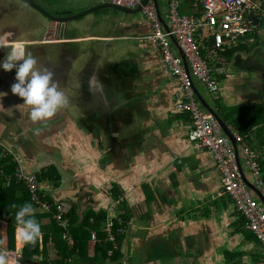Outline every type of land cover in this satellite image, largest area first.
<instances>
[{
	"label": "crops",
	"instance_id": "obj_1",
	"mask_svg": "<svg viewBox=\"0 0 264 264\" xmlns=\"http://www.w3.org/2000/svg\"><path fill=\"white\" fill-rule=\"evenodd\" d=\"M184 2L181 10L184 7L191 8L188 2L186 5ZM164 6L165 0L162 10ZM183 12L188 13L185 10ZM139 14L136 15L140 16L138 19L113 24L112 31L118 28L122 31L120 34H92L83 37H93L100 41L106 39L105 43L110 44L112 40L122 39L121 37L146 34L149 32L148 23ZM258 37L256 44L250 49H233L220 54L225 60L219 63L224 68L220 81L225 77L231 78L229 92H220L219 89L214 97L206 91L202 93L195 85L198 95L220 115L228 130L238 131L234 124L224 118L219 107L238 105L243 110L249 105L264 103L262 82L254 79L252 73L242 72L245 64L242 58L264 52V37L261 32ZM142 46L151 48L147 44ZM151 49L145 53L137 52L136 57L127 56L118 62H111L116 63L117 68L113 72L111 69L106 71L109 72L107 86L113 94L109 102L115 104V111L112 108L110 114H107L103 105H98L100 107L96 108L91 117L87 114L89 108H82L79 112L82 126L86 125L94 131L96 128L103 129L105 136L112 140V144L114 142L110 156L112 160L107 162L108 167L103 168L100 164L103 153L101 133L96 131L95 135V132L84 130L80 125L77 126V134L74 133L78 137L75 144L77 149L68 155L70 170L66 167L67 173L58 167L55 160L54 162L53 159L38 154L34 157L36 162L33 170L52 163L60 174V186L68 183L67 176L78 174L73 176L79 182L78 188L74 189L77 191L70 194L69 199L61 200L75 207L78 222L90 208L94 211L104 210L106 216H115V210L123 208L116 200L111 201L108 191L112 184L123 190L122 202L131 209L134 216L131 231L137 229V232L132 233L136 244L134 242L135 246L132 245L131 248L143 256V260L137 264H261L260 246L237 223L239 217L228 195L222 192L211 156L206 150L194 148L188 139V114L178 111L174 106L179 96L175 88L176 80L161 65L157 47L154 45ZM226 52L230 55H224ZM201 54L207 58L206 49ZM228 98L233 100L232 104L228 103ZM98 109L103 113L97 115L100 112ZM250 112H243V116L250 117ZM234 114L235 110L231 115L232 119ZM262 125H253L246 130L256 144L259 142L256 129ZM49 133L48 130L46 137H42V143L52 141ZM261 136L264 141V130ZM121 159L124 161L121 165H113V160ZM80 206H85L81 218ZM33 210V213L40 215L44 213L37 208ZM39 220L40 225H48L46 217L42 216ZM23 245L14 234L15 249L4 252L10 260L18 259ZM18 246L22 247L21 253L16 252ZM158 247L165 251L162 256H157L159 254L156 252L149 253ZM123 248L121 250L126 251L125 241ZM45 251L48 260L56 258L54 245L49 240L45 244ZM86 253L92 255L90 241ZM38 258L41 259L42 256L39 255ZM19 264L36 263L26 261Z\"/></svg>",
	"mask_w": 264,
	"mask_h": 264
},
{
	"label": "built area",
	"instance_id": "obj_2",
	"mask_svg": "<svg viewBox=\"0 0 264 264\" xmlns=\"http://www.w3.org/2000/svg\"><path fill=\"white\" fill-rule=\"evenodd\" d=\"M106 1L134 8L141 0ZM183 2L184 0H165L163 10L158 4L159 16L154 1L147 0L141 5L140 13L148 23L149 32L140 37L157 47L161 65L176 80L175 88L179 96L174 106L189 116L188 139L194 148L209 152L219 175L222 192L228 195L234 210L245 220L244 229L251 232L259 242L261 261L264 264V178L258 164V160L264 157V146L259 150L255 149L249 143V132L243 135L229 129L235 142L233 146L215 116L201 105L193 90V86L196 89L195 85L199 83L208 94L214 95L219 91V76L224 73V68L219 63L225 61L220 54L227 50L251 48L256 43L260 30L248 15L263 13L264 0H193L188 13L181 10ZM208 41L210 46L206 44ZM205 49L207 58L201 54ZM6 155L11 156L16 166L11 175H4L5 184H9L14 176L27 187L30 200L37 206V210L49 211L51 205L42 199L43 194L40 192L42 189L52 191L50 184L38 181L37 170L27 171L14 148L0 140V158ZM236 155L243 175L255 190L249 188L243 180ZM118 201L119 198L116 199ZM53 208L52 218L62 227L61 235L66 244L72 246L68 216L70 205L61 200L54 201ZM112 217H107L102 230L106 235L105 240L112 242L115 248V237L124 236L125 228L117 227L114 231ZM96 243L98 239L92 230V251ZM110 253L111 250H108V254Z\"/></svg>",
	"mask_w": 264,
	"mask_h": 264
},
{
	"label": "water",
	"instance_id": "obj_3",
	"mask_svg": "<svg viewBox=\"0 0 264 264\" xmlns=\"http://www.w3.org/2000/svg\"><path fill=\"white\" fill-rule=\"evenodd\" d=\"M25 5L32 6L38 13H32L31 15H27L25 17H22L23 13L19 11V15L22 17V20H24L20 25V30L17 29L18 34H16L18 37L17 39L10 40V42L19 41L24 44L25 51L30 52V49L32 50V47H35L34 49H37V52H32V55L35 56L39 62V67L46 68L49 66L50 68H54L59 73L58 75H54V80L57 82L58 88L63 91V93L66 96V100L68 103V106L65 104L64 106L57 109L55 113L52 114V116L44 118L43 120L38 121H31L28 118L27 110L21 111L18 107V103L20 102V98L16 97L15 95L11 94L9 91V86L13 82V72H3L0 70V91L7 93V95L0 97V125L2 126V129L0 128V140L6 143L9 146H12L17 153L18 157L21 159L22 164L24 165L25 169L27 171H34V165L36 162V159L34 158L36 154L41 155L42 157H47L53 159L55 163L58 164V167L63 171L66 172V167L68 168V155L70 153H73L77 146V136L74 135L77 134V126H80L82 120H79V112L80 110L76 108L78 106V103H76V99L71 100L67 99L69 95H75L76 92L79 89V87H82V84L85 82L88 83L89 87L91 85L90 78L87 80L84 79V76H81V72L77 73L75 71L71 72L70 68L72 67L70 64L72 61L73 51H70V56L64 55V45L68 44H78V43H84V42H90L91 40L94 41L95 38L93 37H87L84 38L83 36H76V37H65L63 33L60 32V28L62 27V22L69 21L71 19L79 18L83 15H86L94 10L101 9V8H112L116 9L120 12L125 13L126 15H138L141 10V5H143L147 0H141L140 4L134 8L127 7L123 5H117L115 3H112L110 1H102L100 3H95L91 7L77 12L71 16H54L51 13H49L47 10L42 8L40 5L36 4L33 0H22ZM156 7L158 15L160 16V12L158 9V3L157 0H153ZM27 11L24 10V14ZM10 15V14H8ZM30 17H32L30 19ZM40 17H43L45 21L40 20ZM248 18L252 21L253 24L258 25L261 36L264 37V13L262 14H249ZM161 19V17H160ZM162 20V19H161ZM1 23V21H0ZM10 23V22H8ZM7 23V24H8ZM163 27L165 28L164 23L162 22ZM4 26H6V23L3 22V26H0V33L3 31ZM137 35V34H135ZM143 35V34H141ZM130 36V35H129ZM83 37V38H82ZM125 37H121L126 38ZM134 39L138 40L142 44H147L149 47L153 48V43L144 40L139 35L134 37ZM106 41V39H104ZM3 52L5 50H0V58L3 57ZM76 54H79L78 50H75ZM73 63V62H72ZM185 69L187 70L186 63L184 61ZM90 81V83H89ZM86 85V84H85ZM91 89V86H90ZM193 90L199 99L202 106L209 111L215 118L217 119L223 133L228 137L231 144L235 146L234 139L228 130V127L225 124V121L220 117V115L211 107L208 105L204 99L198 95L195 87L193 86ZM73 106V108L76 109V111H73L75 115L69 112V106ZM80 105V104H79ZM80 107V106H78ZM79 110V111H78ZM18 119H20V123H18ZM69 126H72L69 128ZM76 128H75V127ZM82 126V125H81ZM82 129H86L90 132L99 131L101 133V146H102V156L100 160L101 167L104 168V166H107V162L111 161L112 158L111 152H113L114 148V142L112 144V140L107 138V135L105 136V131L103 129H89L86 127V125L82 126ZM85 127V128H84ZM50 131L51 135V142L50 143H42V137L45 138L48 134V130ZM72 130V131H71ZM103 134V135H102ZM94 135V137H95ZM102 136L104 137L102 141ZM35 141V142H34ZM35 145H33V144ZM65 146V150L63 147ZM32 150V152H31ZM34 150V152H33ZM209 154V152H208ZM210 155V154H209ZM103 157V159H102ZM121 160H113V165H121ZM236 162L239 167V171L243 177V180L247 184V186L251 189L255 188L251 185V183L248 181V179L243 175L242 169L240 167L238 156L236 155ZM111 164V162H110ZM70 170V169H69ZM71 173H73L71 171ZM78 175V174H75ZM74 174L67 176L68 183L59 186L58 188L53 189L50 192L51 197L54 199V201H60L69 199L70 194L73 192H76L77 190H74L76 187L78 188V183ZM70 178H72L70 180ZM112 186L110 185V189L108 191V194L111 198V201L116 200L114 198V195L112 193ZM73 187V188H72ZM79 191V190H78ZM122 193L118 197L119 204H123V208H126L127 215H128V221L127 226L125 228V233L123 236V240L127 242V249L131 248L130 241L132 240V233L137 232L134 230L131 231V223H132V216L133 213L131 212V209L128 208L122 201V195L123 190H121ZM257 192V191H256ZM258 193V192H257ZM117 198V199H118ZM76 201V199H75ZM77 204L79 203L78 200L76 201ZM94 208V207H93ZM85 206H80L79 209V216L83 215ZM97 210V209H96ZM98 211V210H97ZM115 217L119 216V210H115ZM139 218V217H138ZM142 229H138L140 231ZM22 247L18 246L16 247V252L21 253ZM131 252V251H130Z\"/></svg>",
	"mask_w": 264,
	"mask_h": 264
},
{
	"label": "trees",
	"instance_id": "obj_4",
	"mask_svg": "<svg viewBox=\"0 0 264 264\" xmlns=\"http://www.w3.org/2000/svg\"><path fill=\"white\" fill-rule=\"evenodd\" d=\"M193 0H186L188 5L192 7ZM189 9H191L189 7ZM187 7L182 8V10L189 12ZM207 46H210V41H208ZM205 53V50L202 51ZM228 52L224 53V55ZM224 118L228 119L229 123L234 124L241 134H245L247 129L253 125H258L262 123V127L256 129V135L259 138L258 144L254 143L249 139L250 145L255 149H261L264 146V141L262 140L261 133L264 130V103L263 104H254L249 105L242 110V107L233 106V107H219ZM235 110L234 118L232 119L231 115ZM250 112V117L247 115L245 118L243 114ZM244 112V113H243ZM244 117V118H243ZM249 117V118H248ZM247 127V128H246ZM258 164L261 167L264 178V157L258 160ZM16 163L11 159L10 155H6L3 158H0V251L5 250H14V228H15V212L19 209L21 205L25 202L30 203L33 209H36L37 206L30 200L29 192L27 187L22 182H19L13 176L9 184H5L4 175H11L14 171ZM36 177L38 181H44L50 184L52 190L60 186V174L52 163L47 164L46 166L40 168L36 171ZM114 195V198L117 199L122 191L116 185L111 189ZM51 191L41 190L40 194L42 199L48 201L51 205L49 211L44 212L42 215L39 213H33L35 220L39 223L40 217L44 216L48 219V225H40V230H42L41 240L39 238L32 244H24L21 257L18 258L20 263L24 262H35L36 264H118L119 261H127V263L137 264L143 260L142 254L140 255L137 251L133 249H128V251H122L121 248L124 245L123 236L116 235L115 242L116 247L113 248V244L110 241L105 240V232L102 230L104 222L107 217L104 210L94 211L89 209L78 222L77 213L74 206L70 205L68 216H69V234L73 239V245L68 246L64 239L62 238L63 229L52 218V212L54 211L53 203L54 199L50 195ZM15 205V207H13ZM123 208V204H119ZM118 209V208H117ZM126 208L119 210V216H113L114 226L113 230L117 227L126 228L128 221V213ZM238 215V214H237ZM239 219L237 223L243 228L244 231L250 233L251 236L257 241L255 236L244 229L245 220L243 217L238 215ZM120 220V222L118 221ZM42 227H44L42 229ZM94 230L98 243L94 245L92 255L86 253L88 242L90 241V233ZM51 241L54 245L56 258L48 260L47 254L45 251V244L47 241ZM258 242V241H257ZM40 244L42 246L40 247ZM259 244V242H258ZM260 246V244H259ZM108 250H111V253L108 254ZM131 251V252H130ZM159 254L157 256H162L164 250L162 248H155L150 250L149 253ZM37 255V257H34ZM41 255L42 258L39 259L38 256ZM145 255V254H144ZM146 256V255H145ZM235 262H230L228 264H233ZM121 264V263H120ZM261 264L262 261H261Z\"/></svg>",
	"mask_w": 264,
	"mask_h": 264
},
{
	"label": "rangeland",
	"instance_id": "obj_5",
	"mask_svg": "<svg viewBox=\"0 0 264 264\" xmlns=\"http://www.w3.org/2000/svg\"><path fill=\"white\" fill-rule=\"evenodd\" d=\"M6 1L18 3V0H6ZM37 1L45 2L46 0H37ZM102 1H104V0H47L46 2L48 5L45 6V8H46V10L50 11L49 10L50 5H52V8L56 7V6L65 7V8H68L73 14H75L77 12L83 11V10L91 7L95 3H100ZM157 1H158V4L160 5V7H162L164 5V0H157ZM2 4L6 5L7 3L5 2ZM15 8H16V11L11 14L12 17L9 16L8 14H3L1 16L0 26H3V22H10L11 19H13L15 22L16 29H18V30L21 29L20 25L24 21V20H22V17H25L27 15H31L32 12L30 11L29 8H26L24 6H23V9H22V7L19 8L18 6H15ZM20 10L23 13L22 17L20 15L18 16V13ZM24 10L27 11L25 14H24ZM13 15L18 17V18L15 19V17ZM139 15H142V14L140 13ZM138 17H140V16L136 17V15H126L125 13L120 12L116 9H112V8L97 9V10H94V11H92L86 15H83L79 18L68 21L66 23V32L64 33V36L76 37V36H84V35H92V34H96V35L97 34L117 35V34L122 33V31L119 30L118 28L116 29V31H112V26L114 23H117V22L123 21V20L128 21L130 19H138ZM31 18L32 17H30V19ZM40 20L45 21V19L43 17H40ZM64 47L68 48V49L70 48V50L73 51L74 54L72 56V61L70 63V64H72L70 71L71 72L75 71L77 73H80L84 67L86 68V65L89 63V61L93 60L95 57H99V59H100V60L96 61L101 65V66H99V68L101 69V70L99 69V72L104 73L103 68L105 66V63L112 62V61L118 62L121 59L126 58L127 56L136 57L137 52L145 53L146 50H152L151 48L148 49V48L142 46L141 42L134 39V36H127L126 38L119 39V40L115 39V40H112L110 44H106L105 41H100V40L92 41L91 40L90 42L64 45ZM247 49H249V48H247ZM75 50H78L79 54H76ZM233 54H235V52L232 53V56H233ZM92 64H93V62H90L88 65L92 66ZM143 69H144V67H143ZM228 73H229V70H228ZM220 77H221V75L219 76V80H220ZM230 84H232L231 78H227V77L223 78L220 81V92H224V93L229 92ZM221 85H223L224 87L222 88ZM196 86L199 87V89L202 93H204L205 88L202 85H200L199 83H196ZM229 100H230V102H228V103L232 104L233 100L228 98L227 101H229ZM66 105L68 106V103ZM78 106H80V107H78ZM78 106H76V108H78L79 110L84 108L79 104H78ZM69 108H70L69 112L72 113L73 115H75L73 113V111H76V109L73 108L72 105L69 106ZM18 123H20V119H18ZM0 128L2 129L1 125H0ZM103 139H104V137L102 136V141H103ZM63 149L65 150V146L63 147ZM45 161H46V159H45ZM18 242H19V240H18ZM134 242H135V240L132 239L130 241L131 245H134ZM135 244H136V242H135ZM122 249H124V248L122 247ZM133 250H134V248H133ZM127 262H128V260L127 261L126 260L125 261H119L118 264H120V263L121 264H131V263H127Z\"/></svg>",
	"mask_w": 264,
	"mask_h": 264
},
{
	"label": "clouds",
	"instance_id": "obj_6",
	"mask_svg": "<svg viewBox=\"0 0 264 264\" xmlns=\"http://www.w3.org/2000/svg\"><path fill=\"white\" fill-rule=\"evenodd\" d=\"M8 35H0V50H5V55L0 58V70L13 72L10 93L20 98L18 107L22 112L27 110L31 121L52 116L67 103L65 94L53 79V72L39 67L37 58L25 51L24 44L19 41L10 42ZM5 95L7 93L0 91V97ZM33 211L32 205L25 202L15 212L14 234L21 245L35 243L41 235L40 225L35 220ZM0 264H19V260H10L6 252L0 251Z\"/></svg>",
	"mask_w": 264,
	"mask_h": 264
},
{
	"label": "flooded vegetation",
	"instance_id": "obj_7",
	"mask_svg": "<svg viewBox=\"0 0 264 264\" xmlns=\"http://www.w3.org/2000/svg\"><path fill=\"white\" fill-rule=\"evenodd\" d=\"M33 1L36 2V4L40 5L42 8H44L46 10L45 6L48 5L46 3L47 0L45 2H39L37 0H33ZM5 2L7 3L6 5L2 4ZM15 6H18L19 8L22 7V9L24 6L26 8H29L32 13H38V11H36V9H34L32 6L25 5L22 0H18V3L6 1V0H0V18L3 14H10L9 16L12 17L11 14L16 11ZM49 10L50 11H48V10L47 11L54 16H59V17L66 16L67 17V16L73 15V13L71 11H69V9H66L65 7L56 6V7L52 8V5H50ZM18 16H19V13H18ZM14 17H15V19L18 18L16 16H14ZM71 20H74V18ZM71 20H69V21H71ZM67 22L68 21L62 22L63 25L60 28V32L63 34L66 32V23ZM5 23H6V26H4L3 31H1L0 35H3L5 33L9 34L8 35L9 41L17 39L18 36L16 34H18V32H17V29L15 27L14 20L11 19L10 23H8V22H5ZM63 47L64 46H62V48ZM34 48L35 47H32V50L30 49V53L37 52L38 48H36V49H34ZM69 50H70V48L64 49V55L65 56H70ZM4 55H5V52H3V56ZM253 56L247 55V57L242 58V61H245L244 62L245 64L243 66L244 71H242V72L244 74L252 73L254 79H258L259 81L262 82L261 88L264 89V52H262L259 55L256 54ZM97 60H100L99 57H95L93 60H90L89 63L93 62L92 66L88 65L89 64L88 63L86 65V68L83 69L80 73L81 76H84L85 80L90 78L91 83H90V81H89V83L91 85H89V87L85 88L86 86H88V83L84 81V83L82 84V87H79V89L77 90L76 96L73 94V95H69L67 97V99H71V100L76 99V101H77L76 103L80 104L82 107H84V109L89 108L90 110H89V112L87 111V114L90 117L92 116V114H95L96 108L100 107L98 105H103L104 112H106L107 114H110V112H111L110 109H112V108H113V111L116 110L115 104H113V103L111 104L109 102L110 101L109 98L112 97L113 94L110 91V89H108V86H107L108 80L107 79H109V76L107 74H109V72L106 73V71H108L110 69H111V72H113L117 68L116 63L108 62L107 65L105 63V66L103 68L104 73H100L99 72V69H100L99 66H101V65L98 62H96ZM109 63H111V64H109ZM46 68L53 72V78H54V75L59 74L57 72V70L54 68H50L49 66H47ZM90 86H91V89H90ZM98 110L100 112L96 113L97 115H99L100 113L101 114L103 113L100 109H98ZM107 114H105V117H107Z\"/></svg>",
	"mask_w": 264,
	"mask_h": 264
}]
</instances>
